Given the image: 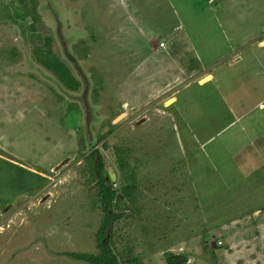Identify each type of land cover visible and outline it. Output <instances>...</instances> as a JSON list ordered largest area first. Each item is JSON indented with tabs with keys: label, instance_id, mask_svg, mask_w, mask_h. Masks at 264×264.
Segmentation results:
<instances>
[{
	"label": "rangeland",
	"instance_id": "374dc122",
	"mask_svg": "<svg viewBox=\"0 0 264 264\" xmlns=\"http://www.w3.org/2000/svg\"><path fill=\"white\" fill-rule=\"evenodd\" d=\"M260 22L264 0H0V264H264Z\"/></svg>",
	"mask_w": 264,
	"mask_h": 264
},
{
	"label": "trees",
	"instance_id": "16d2710c",
	"mask_svg": "<svg viewBox=\"0 0 264 264\" xmlns=\"http://www.w3.org/2000/svg\"><path fill=\"white\" fill-rule=\"evenodd\" d=\"M56 60L57 59H53L51 64L49 62H47L48 64L45 63V65H47V67L56 71L58 74L61 75L60 78H62L66 83H69L68 82L69 81L68 70L58 60L57 61ZM54 61L57 62L58 67H56L57 65L55 63H53ZM60 68L62 69L63 72L60 70ZM70 83H72L71 86H74V87L76 86L75 83L77 84V82L74 80V78H73V80H71ZM91 162H90V164H92ZM108 178L111 179L110 174H108ZM110 201H111V199H109V201L107 202V204L105 206L106 208H109V209H107V213H106L107 218H109L111 215L110 210L112 208L111 207L112 202H110ZM115 206H118V205L116 204ZM107 222H108V220L105 221L103 231L99 235L100 239L103 238L105 229L108 228ZM101 248L103 249V253H99V255L77 254L76 257L79 259H82V260H84L90 264H118L116 261V258L113 255V252L111 250H109L104 245H101ZM168 261H169V264H182L185 260L182 257H177V256L171 255V256H169Z\"/></svg>",
	"mask_w": 264,
	"mask_h": 264
},
{
	"label": "crops",
	"instance_id": "0c3cea01",
	"mask_svg": "<svg viewBox=\"0 0 264 264\" xmlns=\"http://www.w3.org/2000/svg\"><path fill=\"white\" fill-rule=\"evenodd\" d=\"M261 27H264V22H260ZM191 71H195V68L192 69ZM186 72V71H185ZM211 75L209 77H211V79H214V75L212 73H210ZM180 91V90H179Z\"/></svg>",
	"mask_w": 264,
	"mask_h": 264
}]
</instances>
